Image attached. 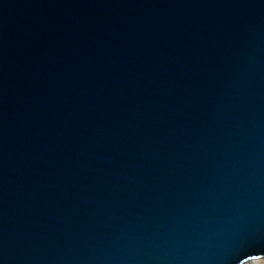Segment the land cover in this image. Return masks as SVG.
Segmentation results:
<instances>
[{
  "label": "water",
  "instance_id": "obj_1",
  "mask_svg": "<svg viewBox=\"0 0 264 264\" xmlns=\"http://www.w3.org/2000/svg\"><path fill=\"white\" fill-rule=\"evenodd\" d=\"M264 258V0H0V264Z\"/></svg>",
  "mask_w": 264,
  "mask_h": 264
},
{
  "label": "rangeland",
  "instance_id": "obj_2",
  "mask_svg": "<svg viewBox=\"0 0 264 264\" xmlns=\"http://www.w3.org/2000/svg\"><path fill=\"white\" fill-rule=\"evenodd\" d=\"M242 264H264V258L250 259Z\"/></svg>",
  "mask_w": 264,
  "mask_h": 264
}]
</instances>
